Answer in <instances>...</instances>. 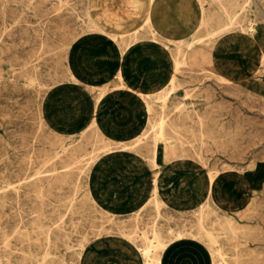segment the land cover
Wrapping results in <instances>:
<instances>
[{"label": "rangeland", "instance_id": "obj_1", "mask_svg": "<svg viewBox=\"0 0 264 264\" xmlns=\"http://www.w3.org/2000/svg\"><path fill=\"white\" fill-rule=\"evenodd\" d=\"M0 2V264H147L139 247L153 228L165 247L150 264H264V0H202L209 9L199 45L230 78L182 63L164 105L117 86L98 96L97 82L72 73L79 49L105 43L130 47L122 71L129 82L145 92L163 84L175 45L145 26L146 0ZM96 100L110 108L89 123ZM133 106L144 113V137L106 144L109 131L97 124ZM208 172L235 192L234 208L207 198ZM239 175L248 180L242 186Z\"/></svg>", "mask_w": 264, "mask_h": 264}, {"label": "bare ground", "instance_id": "obj_2", "mask_svg": "<svg viewBox=\"0 0 264 264\" xmlns=\"http://www.w3.org/2000/svg\"><path fill=\"white\" fill-rule=\"evenodd\" d=\"M5 1V0H4ZM11 1V0H10ZM13 1V0H12ZM15 1V0H14ZM22 1V0H21ZM49 1V0H48ZM215 1V0H214ZM228 1H230V0H228ZM235 1V0H234ZM242 1H244V0H242ZM258 1V0H257ZM3 2V1H2ZM8 2V1H7ZM19 2V1H18ZM29 2V1H28ZM221 2V1H220ZM222 2H224V1H222ZM221 2V3H222ZM1 3V2H0ZM54 3V2H53ZM199 3H200V9H202V12H201V17H200V20H199V22H198V25H197V28H196V30L191 34V35H189V36H187V37H185V38H183V39H180V40H175V39H171V38H166V37H161L155 30H153L149 25L147 26L148 28H149V30H150V32H151V34L153 35V37L154 38H157V39H159V40H161V41H166V42H170L171 44H174L175 45V53L172 55H170V58L172 59L171 61H172V70H171V73H170V75H169V79H168V81L165 83V85L164 86H162V87H160V88H157V89H155V90H152V91H148V92H141V91H137V90H135L136 92H137V94H139V95H142V96H148V95H152L155 99H157V100H160L161 102H162V105H164L165 104V101H166V99H167V97L169 96V94L172 92V90H173V88H174V80H175V74H176V72L178 71V69H179V67L181 66V64L182 63H187V64H189V65H191V66H196V65H198V64H200V65H203V64H208V65H210V69L209 70H206V71H208V72H210V73H212L214 76H217L219 79H221V80H223V81H227L230 77L225 73V72H223L217 65H216V63L214 62V60L212 59V57H211V51L210 50H207V49H205V48H203L202 46H200L199 44H200V42H201V36H200V34L198 35V33H201V32H199V30L206 24V21H207V19H206V11L209 9H207L206 11H205V9H204V6H203V3H202V0H199ZM205 3V2H204ZM226 3V2H225ZM232 3V2H231ZM236 3V2H235ZM245 3V2H244ZM258 3V2H257ZM219 4V3H218ZM233 4V3H232ZM237 4V3H236ZM236 4H234V5H236ZM29 5H30V3H29ZM49 5V4H48ZM51 5V4H50ZM58 5H60V4H58ZM240 5H242V4H240ZM35 6V5H34ZM44 6V5H43ZM51 6H53V5H51ZM51 6H49L48 8H50ZM214 7H215V4L213 5ZM37 7V6H36ZM207 7H208V5H207ZM217 7V6H216ZM220 7V6H219ZM226 7V6H225ZM228 7V6H227ZM230 7V6H229ZM236 7V6H235ZM245 7V6H244ZM244 7H241V8H244ZM33 8V7H32ZM44 8H46V7H44ZM232 8V7H231ZM252 8V7H251ZM5 9V8H4ZM7 9V8H6ZM29 9V8H28ZM219 8H217V10H218ZM222 9H224V7L222 8ZM234 9V8H233ZM232 9V10H233ZM236 9V8H235ZM13 10V9H12ZM38 10V9H37ZM9 11V10H8ZM14 11H16V10H14ZM87 11V10H86ZM213 11V10H212ZM220 11H221V9H220ZM220 11H218V12H220ZM228 11V10H227ZM208 12V11H207ZM248 12V11H247ZM256 12V11H255ZM58 13V12H57ZM84 13V12H83ZM15 14H16V12H15ZM21 14H22V12H21ZM84 14H86V13H84ZM212 14V13H211ZM243 14V13H242ZM23 15V14H22ZM209 15V14H208ZM207 15V16H208ZM215 15H217L218 16V14H215ZM223 15H224V13H223ZM229 15V14H228ZM11 16V15H10ZM19 16H21V15H19ZM83 16V15H82ZM227 16V15H226ZM35 17V16H34ZM209 17V16H208ZM258 17V16H257ZM9 18V17H8ZM43 18V17H42ZM217 18H219V17H217ZM216 18V19H217ZM224 18H225V16H224ZM230 18V17H229ZM263 18V17H262ZM20 19V18H19ZM81 19V18H80ZM88 19V18H87ZM209 19V18H208ZM212 19V18H211ZM210 19V20H211ZM226 19H228V18H226ZM232 19V18H231ZM235 19H236V17H235ZM257 19V18H256ZM12 20V19H11ZM14 20V19H13ZM77 20V19H76ZM214 20V19H213ZM221 20V19H220ZM237 20H239V19H237ZM260 20V19H259ZM1 21H3V20H1ZM41 21H42V19H41ZM83 21V20H82ZM86 20H84L83 22H85ZM89 21V20H88ZM88 21H87V23H88ZM212 21V20H211ZM219 21V20H218ZM218 21H217V24H218ZM222 21V20H221ZM224 22V21H223ZM235 22V21H234ZM4 23V22H3ZM24 23V22H23ZM82 23V22H81ZM231 23H232V21H227L225 24H222V25H220L219 26V24H218V29L216 30V33H218V32H221V31H223V30H226V29H228V28H230V27H232L231 26ZM92 24V23H91ZM234 24V23H233ZM10 25V24H9ZM39 25V24H38ZM54 25V24H53ZM94 25V24H93ZM210 25V24H209ZM214 25H215V23H214ZM254 25V24H253ZM40 26V25H39ZM80 26V25H79ZM88 26H90L89 24H88ZM91 27V26H90ZM214 27V26H213ZM212 27V28H213ZM215 27H216V25H215ZM235 27V26H234ZM87 28V27H86ZM212 28L210 29V30H212ZM237 28H238V26H237ZM91 29V28H90ZM95 29V28H94ZM233 29H235V28H233ZM240 29H242V28H240ZM81 30H82V28H81ZM202 30V29H201ZM210 30H208V31H210ZM231 30V29H230ZM102 31V30H101ZM242 31V30H241ZM143 32H144V30H143ZM215 32V31H214ZM213 32V33H214ZM248 32H249V30H248ZM254 32V28L252 27V26H250V33H253ZM108 34V33H107ZM145 34V33H144ZM210 34V33H209ZM221 34V33H220ZM136 35V34H135ZM13 36V35H12ZM118 36V35H117ZM127 36V35H126ZM129 36H131V35H129ZM214 36V35H213ZM131 37H133V36H131ZM205 37V36H204ZM210 37V36H209ZM212 37V36H211ZM111 38V37H110ZM112 38H113V35H112ZM126 38V37H125ZM141 38H143V37H141ZM207 38V37H206ZM214 38V37H213ZM122 39V38H121ZM131 39H133V38H131ZM130 39V41H132ZM123 40V39H122ZM135 40V39H134ZM127 41V40H126ZM208 41H209V39H208ZM207 41V42H208ZM213 42V41H212ZM58 43H60V42H58ZM207 44V43H206ZM63 45V44H62ZM122 45V44H121ZM124 46V45H123ZM60 47H62V46H60ZM211 47V46H210ZM48 48V47H47ZM50 48V47H49ZM48 48V49H49ZM126 48H128V47H126ZM207 48H208V46H207ZM47 49V50H48ZM51 49V48H50ZM1 50V49H0ZM61 50V49H60ZM206 51L208 52V57H204V54H206ZM46 52V51H45ZM53 53V52H52ZM51 53V54H52ZM49 54V53H48ZM50 55V54H49ZM48 55V56H49ZM46 56V55H45ZM52 56V55H51ZM66 56V55H65ZM55 57V56H54ZM261 57H264V52H262L261 53ZM51 58V57H50ZM119 58H120V56H119ZM52 60V59H51ZM9 61V60H8ZM61 61V60H60ZM67 62V61H66ZM47 64H52V63H47ZM62 64V63H61ZM188 65V66H189ZM182 67V66H181ZM180 67V68H181ZM197 68V67H196ZM66 69V68H65ZM21 70V69H20ZM57 70V69H56ZM67 70V69H66ZM198 70V69H197ZM200 71V70H199ZM259 71V70H258ZM18 73H19V71H17ZM63 72V71H62ZM207 72V73H208ZM190 73V72H189ZM206 73V74H207ZM262 73V72H261ZM25 74V73H24ZM47 74V73H46ZM11 75H12V73H11ZM19 75H20V73H19ZM201 75V74H200ZM117 77H118V79L120 80V86H126L125 84H124V80L122 79V77H121V74H120V69H117V75H116ZM198 76V75H197ZM28 77V76H27ZM60 77V76H59ZM201 77V79H202V76H200ZM206 77V76H205ZM71 78V77H70ZM195 78V77H194ZM216 78V77H215ZM65 79V78H64ZM12 80V79H11ZM15 81V80H14ZM28 82V81H27ZM36 82V81H35ZM74 82V81H73ZM29 83V82H28ZM192 83V82H191ZM38 84V83H37ZM227 84V83H226ZM191 85V84H190ZM4 86V85H3ZM93 87H95V89H98V91H99V93H98V96H103V94L105 93V92H107L108 90H109V85H97V86H95V85H92ZM197 86H199V85H197ZM197 88V87H196ZM243 88V87H242ZM247 91V90H246ZM236 92V91H235ZM202 93V92H201ZM237 93V92H236ZM38 94V93H37ZM190 94V93H189ZM247 94V93H246ZM252 94V93H251ZM145 96V97H146ZM260 97V96H259ZM248 98V97H247ZM251 98V97H250ZM249 98V99H250ZM181 99V98H180ZM263 99V98H262ZM7 100V99H6ZM264 100V99H263ZM96 101H98V102H96ZM95 102L97 103L96 105H95V111H97L98 109H100L101 107H102V102L101 101H99V100H96ZM150 101V100H149ZM147 102L145 105H144V112H146V114H150L151 112V103L150 102ZM260 101H261V99H260ZM180 103V102H179ZM249 104V103H248ZM36 106H37V104H36ZM172 106V105H171ZM185 106V105H184ZM215 107V106H214ZM161 108V107H160ZM182 108H183V106H182ZM191 108V107H190ZM38 110V109H37ZM158 110V109H157ZM160 110V109H159ZM173 110V109H172ZM171 110V111H172ZM179 111V110H178ZM213 111V110H212ZM34 112V111H33ZM188 112V111H187ZM254 112H256V111H254ZM174 113V112H173ZM161 114V113H160ZM170 114V113H169ZM257 114V113H256ZM183 115V114H182ZM206 115V114H205ZM132 116H135L134 115V113H132ZM184 116H186V115H184ZM96 116H93V118L90 120V122L89 123H95V121H96V118H95ZM147 117V116H146ZM196 119H197V117H195ZM183 119V118H182ZM219 119V118H218ZM206 120V119H205ZM237 120V119H236ZM198 121V120H197ZM196 122V121H195ZM211 122V121H210ZM162 123H163V121L161 120L160 122H159V126H161L162 125ZM188 123H190V122H188ZM148 124V123H147ZM152 124H153V122H152ZM151 124V125H152ZM156 124V125H157ZM193 124V123H192ZM157 125V126H158ZM196 125V124H195ZM149 126V125H148ZM210 126H212V125H210ZM152 127V126H151ZM153 127H155V126H153ZM162 127V126H161ZM161 127H160V129H161ZM196 127V126H195ZM194 127V128H195ZM203 127V126H202ZM147 128V127H146ZM169 128V127H168ZM171 128H172V126H171ZM183 128V127H182ZM181 128V129H182ZM223 128V127H222ZM153 129V128H152ZM157 129V128H156ZM155 129V130H156ZM180 129V128H179ZM237 129V128H236ZM97 130V129H96ZM95 130V131H96ZM124 130V133L122 134L123 136H125L124 138H118V139H116V140H114V139H110V138H107L105 141H106V144H111V143H119L120 145H122V146H127V143L128 142H131V141H134V140H137V139H139L140 137H144V132L142 131V129H140V128H138V127H135L133 130H132V132L131 131H128V130H125V129H123ZM144 130V129H143ZM158 130V129H157ZM156 130V131H157ZM156 131H155V133H156ZM166 131V130H165ZM170 131V130H169ZM225 131V130H224ZM234 131V130H233ZM147 133L146 134H150V133H148L149 131H146ZM154 132V131H153ZM162 132H163V130H162ZM168 132V131H167ZM174 132V131H173ZM190 132H192V131H190ZM203 132V131H202ZM207 132V131H206ZM206 132H205V135H207L206 134ZM228 132H229V130H228ZM261 132V131H260ZM194 133V132H193ZM209 133V132H208ZM259 133V132H258ZM96 134V133H95ZM195 134V133H194ZM197 134V133H196ZM201 134V133H200ZM226 134V133H225ZM235 134V133H234ZM263 134V133H262ZM152 135H153V133H152ZM163 135V134H162ZM172 135V134H171ZM190 135V134H189ZM260 135H261V133H260ZM160 136V135H159ZM174 136V135H173ZM232 136V135H231ZM230 136V137H231ZM142 137V138H143ZM145 137H147V136H145ZM150 137V136H149ZM208 137V136H207ZM260 137V136H259ZM98 138V137H97ZM148 138V137H147ZM154 138H155V135H154ZM154 138L152 139V140H154ZM229 138V137H228ZM150 138H148V140H149ZM215 139V138H214ZM222 139V138H221ZM151 140V139H150ZM224 140V139H223ZM139 141H140V139H139ZM142 141V140H141ZM146 141H147V139H146ZM230 141V140H229ZM232 141V140H231ZM94 142V141H93ZM144 142V141H143ZM220 142V141H219ZM33 143V142H32ZM49 143V142H48ZM154 143V142H153ZM176 143V142H175ZM230 143V142H229ZM134 144V143H133ZM136 144V143H135ZM143 144V143H142ZM176 144H179V143H176ZM200 144V143H199ZM204 144V143H203ZM219 144V143H218ZM182 145V144H181ZM202 145V144H201ZM229 145V144H228ZM238 145V144H237ZM248 145V144H247ZM33 146V145H32ZM151 146V145H150ZM61 147V146H60ZM106 147V146H105ZM179 147V146H178ZM190 147V146H189ZM194 147V146H193ZM209 147V146H208ZM116 148V147H115ZM145 148V147H144ZM55 149V148H54ZM174 149V148H173ZM196 149V148H195ZM92 150V149H91ZM100 150V149H99ZM93 151V150H92ZM175 151V150H174ZM180 151V150H179ZM178 151V152H179ZM234 151V150H233ZM56 152V151H55ZM64 152V151H63ZM91 152V151H90ZM103 152H105V151H103ZM176 152V151H175ZM189 152V151H188ZM228 152V151H227ZM177 153V152H176ZM150 154V153H149ZM183 154V153H182ZM56 155V154H55ZM85 155V154H84ZM191 155V154H190ZM56 156H58V155H56ZM181 156V155H180ZM53 157V156H52ZM154 157H156V152L154 153ZM261 158V157H260ZM86 159H87V157H86ZM90 159V158H89ZM88 159V160H89ZM77 160V159H76ZM79 160V159H78ZM43 161H45V160H43ZM33 162V161H32ZM70 162H72V161H70ZM84 162V161H83ZM92 162V161H91ZM151 162V161H150ZM31 163V162H30ZM29 163V164H30ZM75 163V162H74ZM73 163V164H74ZM85 163V162H84ZM87 163V162H86ZM89 163V162H88ZM155 165H157V163L156 162H153ZM152 163V164H153ZM79 164H81L80 162L78 163V165ZM152 164L150 165V166H152ZM73 166V165H72ZM71 166V167H72ZM75 166V165H74ZM29 167V166H28ZM40 167V166H39ZM55 169H56V167H54ZM66 168V167H65ZM79 168H80V166H79ZM73 169H75V167L74 168H71L70 170L72 171ZM60 171V170H59ZM69 171V170H68ZM34 172V171H33ZM53 172V171H52ZM63 172V171H62ZM47 173V172H46ZM46 173H45V175H46ZM50 173H51V171H50ZM56 173V172H55ZM54 173V174H55ZM58 173V172H57ZM78 173V172H77ZM35 174V173H34ZM38 174V173H37ZM44 174V173H43ZM65 174V173H64ZM63 174V175H64ZM23 175V174H22ZM38 176H39V174H38ZM43 176V175H42ZM41 177V176H40ZM33 178V177H32ZM207 185H206V195H207V198H212L213 199V201L215 202V203H217V204H219L220 202L221 203H224L226 206H227V208L230 210V208L232 209V208H234L235 207V205H236V203H235V201L238 199V197H237V199H235L236 198V196H235V192H230V190L227 188V186L225 185L224 186V184L221 182V181H217V178H216V174L215 173H212V172H208V174H207ZM35 179V178H34ZM61 179H63V178H61ZM153 179L155 180V184H154V187H153V192H152V195H153V197H155V195H156V193H157V189H158V184H157V180H156V173H155V175L153 176ZM60 180V179H59ZM197 180V179H196ZM47 181V180H46ZM248 180H247V178H245V177H242V176H238V179H237V183H236V185L237 186H242L244 183H246ZM27 182V181H26ZM40 182V181H39ZM20 183V182H19ZM42 184V183H41ZM204 184V183H203ZM12 187L14 186V185H11ZM10 186V187H11ZM3 187V186H2ZM11 187V188H12ZM197 187H198V185H197ZM14 188V187H13ZM12 188V189H13ZM58 189V188H57ZM3 190V189H2ZM14 190V189H13ZM6 191V190H5ZM75 191V190H74ZM197 191V190H196ZM59 192V191H58ZM84 193V192H83ZM37 194V193H36ZM39 194V193H38ZM195 194V193H194ZM82 195V194H81ZM51 196V195H50ZM200 197H202V196H200ZM254 197V196H253ZM259 198V197H258ZM155 199H156V201H158V199L155 197ZM43 200V199H42ZM39 201V200H38ZM58 201V200H57ZM256 201V200H255ZM260 201V200H259ZM40 202V201H39ZM59 202V201H58ZM252 203H254L253 201H252ZM251 203V204H252ZM70 204H71V202H70ZM204 203H202L201 205H200V207H202V205H203ZM256 204V203H255ZM17 205V204H16ZM41 205H42V203H41ZM72 205V204H71ZM257 205V204H256ZM255 207V206H254ZM69 208V207H68ZM249 208V207H248ZM200 209V208H199ZM68 210V209H67ZM205 210V209H204ZM76 211V210H75ZM104 211V210H103ZM206 211V210H205ZM242 211V210H241ZM72 212V211H71ZM105 212V211H104ZM212 212V211H211ZM210 212V213H211ZM229 212V211H228ZM234 212H237V209L236 210H234ZM156 213V212H155ZM154 213V214H155ZM197 213H200V211L199 212H197ZM213 213V212H212ZM243 213V212H242ZM263 213V212H262ZM245 214H247L246 212H245ZM20 215V214H19ZM66 215V214H65ZM134 215V214H133ZM200 215V214H199ZM209 215V214H208ZM252 215V214H251ZM255 215H259V214H255ZM34 216V215H33ZM202 217H204V216H202ZM249 217V216H248ZM138 218V217H137ZM199 218V217H198ZM245 218V217H244ZM247 218V217H246ZM133 219V218H132ZM223 219H224V217H223ZM38 220V219H37ZM60 220V219H59ZM200 220V219H199ZM198 220V221H199ZM196 221V220H195ZM258 221V220H257ZM63 222V221H62ZM72 222V221H71ZM162 222V221H161ZM226 222V221H225ZM40 223V222H39ZM92 224V223H91ZM153 224V223H152ZM198 224H199V222H198ZM227 224H229V223H227ZM261 224H263V223H261ZM37 225V224H36ZM159 225V224H158ZM56 226V225H55ZM199 226V225H198ZM197 226V227H198ZM225 226V225H224ZM227 226V225H226ZM228 226H230V225H228ZM35 227V226H34ZM40 227V226H39ZM197 227H196V229H197ZM220 227H221V225H220ZM256 227V226H255ZM262 227H263V225H262ZM56 228V227H55ZM104 228V227H103ZM198 228H200V227H198ZM260 228V227H259ZM39 229V228H38ZM115 229V228H114ZM220 229H222V230H224L223 228H220ZM229 229V228H228ZM133 230V229H132ZM135 230V229H134ZM221 230V231H222ZM240 230H242V229H240ZM240 230H237V231H240ZM248 230V229H247ZM249 230H250V228H249ZM262 230V229H261ZM32 231V230H31ZM102 231V230H101ZM107 231V230H106ZM125 231V230H124ZM244 231H245V229H244ZM104 232V231H103ZM102 232V233H103ZM133 232V231H132ZM181 232V231H180ZM202 232V231H201ZM223 232V231H222ZM230 232V231H229ZM233 232V231H232ZM231 232V233H232ZM247 232V231H246ZM259 232V231H258ZM49 233V232H48ZM99 233V232H98ZM175 233V232H174ZM236 233V231L235 232H233V234H235ZM244 233V232H243ZM248 233V232H247ZM253 233V232H252ZM259 233H261V231L259 232ZM176 234V233H175ZM209 234V233H208ZM121 235V234H120ZM204 235V234H203ZM238 235V234H237ZM248 235H250V234H248ZM263 235V234H262ZM5 236V235H4ZM122 236H123V234H122ZM135 236V235H134ZM207 236V235H206ZM227 236H228V234H227ZM230 236V235H229ZM243 236V235H242ZM251 236V235H250ZM257 236V235H256ZM47 237H48V235H47ZM173 237V236H172ZM192 237V236H191ZM197 237V236H196ZM212 237V236H211ZM214 237V236H213ZM233 237V236H232ZM252 237H254V236H252ZM84 238V237H83ZM129 237L127 236V239H128ZM198 238V237H197ZM210 238V237H209ZM250 238V237H249ZM261 238V237H260ZM262 238H264V237H262ZM138 239V238H137ZM211 239V238H210ZM237 239V238H236ZM10 240V239H9ZM67 240V239H66ZM140 240V239H139ZM215 240V239H214ZM214 240H212V241H214ZM221 240H222V238H221ZM224 240V239H223ZM239 240V239H238ZM243 241H244V239H242ZM241 240V241H242ZM8 241V240H7ZM135 241V240H134ZM226 241V240H225ZM234 241V240H233ZM236 241V240H235ZM258 241V240H257ZM68 242V241H67ZM141 242V241H140ZM223 242V241H222ZM231 242V241H230ZM6 243V242H5ZM35 243V242H34ZM43 243V242H42ZM48 243H49V241H48ZM71 243V242H70ZM234 243V242H233ZM63 244V243H62ZM139 244V243H138ZM137 244V245H138ZM141 244H142V242H141ZM209 245H210V243H208ZM249 244V243H248ZM6 245V244H5ZM9 245H10V243H9ZM38 245H39V243H38ZM64 245V244H63ZM143 245V244H142ZM204 245V244H203ZM233 246V245H232ZM65 247H67V246H65ZM165 247V243L161 240V236H160V233L155 229V228H153L152 229V237L149 239V242H147V244L145 245V246H143V247H139V249H140V252H141V254H142V256L143 257H145L146 259H147V264H150L151 262L153 263V262H159L160 261V256H159V254H156V249H158V248H164ZM45 248V247H44ZM220 249V248H219ZM210 250V249H209ZM263 251V250H262ZM64 252V251H63ZM251 252V251H250ZM248 253V252H247ZM235 254V253H234ZM46 255V254H45ZM238 256H240V255H238ZM32 257V256H31ZM142 257V258H143ZM251 257V256H250ZM234 258V257H233ZM242 258V257H241ZM247 257H245V260H247L246 259ZM254 258V257H253ZM43 259H44V256H43V258H42V261H43ZM235 259V258H234ZM250 259V258H249ZM261 259V258H260ZM229 260H231L230 259V257H229ZM240 260V259H239ZM258 260V259H257ZM37 261V260H36ZM232 261V260H231ZM248 262V261H247ZM224 263V262H223ZM37 264H39V263H37ZM233 264H234V262H233ZM240 264V263H239Z\"/></svg>", "mask_w": 264, "mask_h": 264}, {"label": "crops", "instance_id": "obj_3", "mask_svg": "<svg viewBox=\"0 0 264 264\" xmlns=\"http://www.w3.org/2000/svg\"><path fill=\"white\" fill-rule=\"evenodd\" d=\"M145 10V26L149 25L161 37L175 40L183 39L191 35L196 30L202 12V9H200L199 0L198 6L195 0H146ZM129 48L130 47L121 49L118 46L107 45L105 43H96V47H91L88 49L82 50L81 48L79 51H77L78 54L73 56L74 67L72 73L73 75L75 73L74 76H80L81 72L83 71L85 75L87 74V77L91 80V82H97L91 83L92 85H109V90L114 89V87L117 86L119 88L124 87L130 92L132 91L137 93L135 90L145 92V90H143L141 86H138V84L129 82L124 76V72H122L123 64L125 63L124 54ZM166 60H168V58H166ZM117 69H120L121 77L124 80V84L126 86H120V80L118 77V81H116L117 83L112 85L117 75ZM167 70H169L168 62ZM171 70L172 66L168 76L166 77L167 79L158 88L164 86L168 81ZM99 101L102 102V107L100 109L107 105V101ZM96 104L97 103H94L92 114L97 118L100 109L95 111ZM106 107L109 109L110 105ZM142 110L144 111V108ZM140 111L141 109L134 106L132 108L124 109L121 112L122 115L117 117L115 116V118L112 116H106L97 124V126L102 131H109V136L111 139L116 140L118 138H124L125 136L122 135L124 133L123 129L131 132L135 127L141 129L144 122V113ZM107 112L110 113L111 111H104L105 114ZM132 113H134L135 116H132ZM152 180L151 193L153 192V187L155 184V180L153 178Z\"/></svg>", "mask_w": 264, "mask_h": 264}]
</instances>
